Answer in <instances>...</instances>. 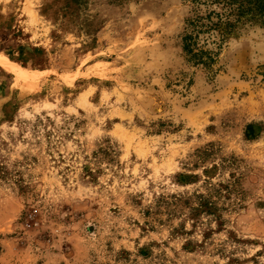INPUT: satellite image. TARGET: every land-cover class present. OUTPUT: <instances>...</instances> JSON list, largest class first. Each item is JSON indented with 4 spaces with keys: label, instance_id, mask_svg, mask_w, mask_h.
I'll use <instances>...</instances> for the list:
<instances>
[{
    "label": "rangeland",
    "instance_id": "obj_1",
    "mask_svg": "<svg viewBox=\"0 0 264 264\" xmlns=\"http://www.w3.org/2000/svg\"><path fill=\"white\" fill-rule=\"evenodd\" d=\"M0 264H264V0H0Z\"/></svg>",
    "mask_w": 264,
    "mask_h": 264
},
{
    "label": "trees",
    "instance_id": "obj_2",
    "mask_svg": "<svg viewBox=\"0 0 264 264\" xmlns=\"http://www.w3.org/2000/svg\"><path fill=\"white\" fill-rule=\"evenodd\" d=\"M215 154H217L216 149H214L213 147L206 148L205 150L200 151V154L198 155V159L200 161H203L206 160L207 158L212 157ZM239 166H240V160H237L235 158H230V159L220 158L219 161L213 162V164L210 167L204 168L203 173L208 176L206 179H204V182H208L210 176L215 175L214 173L217 172V170L219 172L220 170H223L225 167H233L234 169L236 168L238 169L240 168ZM191 178H193V176H188L185 179L187 182H190L192 180ZM236 180L237 179H235L232 182H228L224 184V186L212 188V190H210V192L207 194V197L203 195H198L199 200L208 203L217 212H222L226 210L229 203L227 204L225 203V201L230 199V197H234L238 199L242 198V194H240V192L236 189L237 186ZM224 193L227 196H224ZM211 197H214L215 200H211L210 199ZM222 197H224L223 200L221 199ZM177 201L178 199H176L175 202L173 201L172 204L176 206ZM221 201L222 203L218 205V203H220ZM182 204L186 206L188 205V202L182 201Z\"/></svg>",
    "mask_w": 264,
    "mask_h": 264
}]
</instances>
